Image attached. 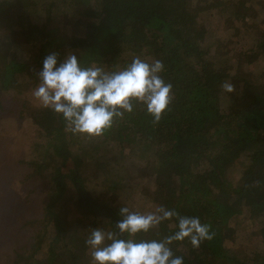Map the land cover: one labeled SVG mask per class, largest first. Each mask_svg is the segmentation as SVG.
Here are the masks:
<instances>
[{
  "label": "trees",
  "instance_id": "trees-1",
  "mask_svg": "<svg viewBox=\"0 0 264 264\" xmlns=\"http://www.w3.org/2000/svg\"><path fill=\"white\" fill-rule=\"evenodd\" d=\"M52 52L106 71L159 59L173 99L156 124L137 104L101 136L73 134L31 94ZM7 107L43 139L22 160L42 180L43 216L26 220L14 264H92L85 240L114 230L121 206L207 223L214 235L199 247L173 241L183 264H264V0H0ZM175 223L135 238L162 239ZM241 227L248 245L229 246Z\"/></svg>",
  "mask_w": 264,
  "mask_h": 264
},
{
  "label": "clouds",
  "instance_id": "clouds-1",
  "mask_svg": "<svg viewBox=\"0 0 264 264\" xmlns=\"http://www.w3.org/2000/svg\"><path fill=\"white\" fill-rule=\"evenodd\" d=\"M164 68L159 59L137 56L121 69L106 71L100 66L82 65L75 53L58 60V54L52 52L43 58L36 73L39 83L33 96L42 107L60 115L71 133L98 137L132 113L137 104L144 107L154 124L161 120L173 99V86L161 75ZM223 87L233 91L231 83ZM119 216L114 230L93 228L85 240L92 264H183V257L172 251L173 241L187 238L196 248L214 235L199 217L179 215L163 206L146 213L121 206ZM173 218L177 230L171 235L135 238Z\"/></svg>",
  "mask_w": 264,
  "mask_h": 264
},
{
  "label": "rangeland",
  "instance_id": "rangeland-1",
  "mask_svg": "<svg viewBox=\"0 0 264 264\" xmlns=\"http://www.w3.org/2000/svg\"><path fill=\"white\" fill-rule=\"evenodd\" d=\"M13 109L0 111V264H14L16 248L31 231L23 226L26 220L42 218L45 194L42 180L24 176L29 171L22 162L35 141L43 139L38 138L36 126ZM245 228L239 229L236 241L228 242L229 246L248 245Z\"/></svg>",
  "mask_w": 264,
  "mask_h": 264
}]
</instances>
